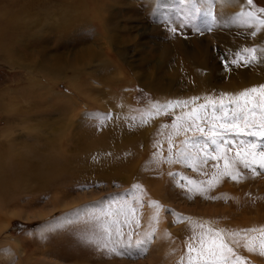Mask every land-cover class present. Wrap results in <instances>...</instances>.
<instances>
[{
    "label": "rangeland",
    "instance_id": "374dc122",
    "mask_svg": "<svg viewBox=\"0 0 264 264\" xmlns=\"http://www.w3.org/2000/svg\"><path fill=\"white\" fill-rule=\"evenodd\" d=\"M259 8L264 0H0V159L17 180L0 192V226L11 220L0 264H189L187 246L198 249L208 229L247 264H264L243 247L264 239V170L238 165L234 181L221 175L223 158L202 163L195 148L181 162L186 140L215 146L176 119L221 95L231 113L243 83L264 84ZM52 62L59 80L39 71ZM239 139L264 149V137ZM51 160L64 168L53 178L44 176ZM129 207L139 227L125 223ZM116 227L133 240L151 234L146 254L117 257L95 243Z\"/></svg>",
    "mask_w": 264,
    "mask_h": 264
},
{
    "label": "snow or ice",
    "instance_id": "6c2138e0",
    "mask_svg": "<svg viewBox=\"0 0 264 264\" xmlns=\"http://www.w3.org/2000/svg\"><path fill=\"white\" fill-rule=\"evenodd\" d=\"M247 3L251 5L253 0H247ZM257 11L264 12V8H259ZM208 14L210 15V12ZM246 15L252 19H258L254 12H249ZM259 23L264 25V20H260ZM255 34L254 32L253 35ZM244 51L254 53L256 49H245ZM241 59L244 58L241 57ZM255 60L256 57L253 55L246 62L252 63ZM231 63L236 64L237 61L233 60ZM198 99L200 98L193 97L190 100L170 101L164 107H187L190 104H194ZM204 99V104L193 107L190 112L184 113L183 116H179L176 119L185 121L187 124L185 131H194L199 133L200 137H206L211 145L215 146L213 149L215 155L213 152L207 151V143H202L199 138H193L190 141H184L187 147L181 149L178 153L180 161L188 164L191 159H194L195 157L190 148H195L197 152L204 151L205 159L202 163L208 159L218 160L223 158L225 160L222 176L229 177L234 181L242 178L244 174L239 170L238 165L244 170L251 171L254 175H259L260 173L257 172V169L264 170V149L258 150L260 149L259 145L239 139V137H264V85H260L259 88L246 89L239 93L238 96L231 97L229 102L235 104V108L231 110V113H229L223 95H221L219 100H213L211 97H205ZM257 108L261 110L259 121L253 119ZM208 109H211V111L209 112ZM217 112H219V115H217ZM86 115L97 120L106 119V117H98L94 113ZM202 125H206V127ZM173 126L175 127V125ZM229 134H233L238 139V143L236 140L226 139ZM233 147L237 149L236 153L233 157H228L226 153L231 152ZM168 162L173 161L169 159ZM152 203L154 204L155 202ZM128 213L131 214V219L126 218L125 223H134L136 227H139V220L134 215L135 209L129 207ZM158 215L159 206L157 205V212L152 219L156 220ZM47 227L52 230L59 227V225L50 223ZM103 231L104 235L95 243L99 247L104 248L109 254L117 257L137 258L145 255L148 250L147 245L152 239L151 234H149L145 239L133 240V232L125 233L119 227L114 230L105 228ZM152 231L154 232L155 229L153 228ZM248 231L254 230L250 229ZM232 235L238 234L233 233ZM187 247L189 253H196L195 257L189 256V264H192L193 260L198 261L199 264H247L246 258L238 255L220 235V232L213 234L212 229H208L207 233L201 234L198 249L193 247L192 244ZM243 247L249 253L258 252L261 257H264V239L260 241L258 248L255 244V237L244 244Z\"/></svg>",
    "mask_w": 264,
    "mask_h": 264
},
{
    "label": "bare ground",
    "instance_id": "6f19581e",
    "mask_svg": "<svg viewBox=\"0 0 264 264\" xmlns=\"http://www.w3.org/2000/svg\"><path fill=\"white\" fill-rule=\"evenodd\" d=\"M241 3V2H240ZM246 14V13H245ZM16 17H17V15H16ZM13 18V17H12ZM13 19H15V18H13ZM0 28H2V26H0ZM5 34V33H4ZM6 40H4V39H0V51H2L3 53L6 51L7 52V47H6V42H5ZM259 56H258V62H261V63H259V64H261L262 66H261V69H263L264 70V43H263V45H260L259 47ZM9 54V53H8ZM10 57V56H9ZM4 58V57H3ZM6 59L8 60L9 58H7L6 57ZM208 59V58H207ZM10 62H13L12 60H10ZM15 63V62H14ZM17 63V62H16ZM47 63V62H46ZM53 63V62H52ZM55 63H56V60H55ZM48 65V64H47ZM54 65V69H52L51 67ZM53 65L52 66H45V67H43L42 69H40L39 71H42V72H44L45 74H52V76L56 79V80H59L60 79V75L62 74V72H60V71H57V69H56V67H55V64L53 63ZM44 66V65H43ZM242 69V68H241ZM259 71V70H258ZM248 72V71H247ZM252 73V72H251ZM247 74V73H246ZM247 75H251V74H247ZM246 75V76H247ZM260 77V76H259ZM261 77H263V76H261ZM244 78V77H243ZM249 78H251V77H249ZM245 80V79H244ZM247 80H249V79H247ZM262 80V79H261ZM248 82V81H247ZM247 82L246 83H243V87L242 88H244L245 90L246 89H249V88H253V87H256L257 88V84L260 82H258V81H253V84L254 85H251V86H247V87H244V85H246L247 84ZM250 82V81H249ZM70 84H72V82L70 83ZM260 85V84H259ZM264 85V84H263ZM74 86L72 85V88H73ZM75 88V87H74ZM259 88V87H258ZM77 90V89H76ZM78 91V90H77ZM57 160V159H56ZM57 161H60V160H57ZM21 163V162H20ZM56 162L55 161H53V160H51V161H47V164H46V170H44V176H46V177H55V176H57L61 171H63L64 170V168H63V165H59V167L58 166H56L57 164H55ZM19 164V163H18ZM21 165V164H20ZM27 165V164H26ZM23 166V164L21 165V173L22 172H26L27 173V170L31 167L30 165H28V166H30L29 168L27 167V166ZM18 166V165H17ZM18 167H20V166H18ZM20 172H18V174H19ZM20 173V174H21ZM17 174V175H18ZM43 174V173H42ZM14 175V174H13ZM25 175V174H24ZM24 175L22 174V176L24 177ZM66 175V174H65ZM19 177V176H18ZM16 178V177H15ZM13 176H12V174H11V172H10V169H9V166L4 162V159L3 158H1L0 159V192L2 191V190H8V185L10 184V183H13L14 181H17L16 179H15ZM22 178V177H21ZM15 179V180H14ZM19 179V178H18ZM23 179V178H22ZM23 181V180H22ZM14 184V183H13ZM18 186V185H17ZM8 194V193H7ZM6 200V199H5ZM11 224V220H9V221H6L4 224H2L1 226H0V233L7 227V226H9ZM164 228V227H163ZM166 230V229H165ZM162 232V231H161Z\"/></svg>",
    "mask_w": 264,
    "mask_h": 264
}]
</instances>
